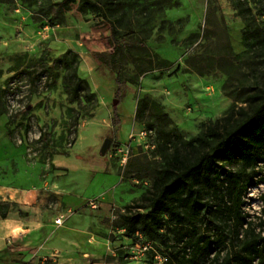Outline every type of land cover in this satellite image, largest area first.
<instances>
[{"label": "rangeland", "instance_id": "374dc122", "mask_svg": "<svg viewBox=\"0 0 264 264\" xmlns=\"http://www.w3.org/2000/svg\"><path fill=\"white\" fill-rule=\"evenodd\" d=\"M57 1H0V197L12 203L9 217L0 218V246H13L0 250V264H157L156 255L169 257L172 247L159 238L132 241L118 226L163 164L156 142L189 139L245 105L264 86V56L246 44L232 0H123L127 15L118 28L135 46L117 50L125 88L115 136V74L92 55L113 50L110 26L98 13L79 12L78 0L53 16ZM246 3L264 33V0ZM68 49L89 84L78 98L67 90L68 60L53 63ZM144 96L147 108L138 114ZM107 137L112 143L102 155ZM121 148L129 149L125 164ZM257 171L242 210L264 236V164ZM234 223L223 232L222 255L232 248ZM167 239L174 244L172 234Z\"/></svg>", "mask_w": 264, "mask_h": 264}, {"label": "trees", "instance_id": "16d2710c", "mask_svg": "<svg viewBox=\"0 0 264 264\" xmlns=\"http://www.w3.org/2000/svg\"><path fill=\"white\" fill-rule=\"evenodd\" d=\"M75 1H57L53 16L69 10ZM123 3V0H78L77 5L82 14L98 13L110 26L113 50L95 51L92 55L98 65L115 74V97L119 102L125 82L124 67L117 57V50L135 46V40L120 35L118 28L127 15ZM232 3L244 19L246 44L258 48L257 54L264 56V33L252 9L246 0H232ZM71 54L72 50L68 49L53 63L68 60L67 90L71 97L78 98L89 84L80 76L78 63L74 58L70 59ZM85 94L90 100L92 93L87 91ZM244 103L227 115L207 122L199 134L189 139L180 135H163L156 142L157 154L163 164L155 170L152 186L142 194L140 201L119 215L118 226L132 241H139L140 236L159 238L166 246L172 247L169 257L164 256L166 259L157 264H197L205 257L209 259L205 264H264V236L255 232L254 221L249 220V215L242 210L243 198L258 176V168L264 164V86L248 93ZM146 108L147 96H144L138 114ZM113 109L111 122L117 136L121 121L117 105H113ZM258 181L264 183V175ZM261 199L263 205L258 217L264 224V193ZM11 205L0 197V218L9 217ZM231 221H235L230 238L232 248L222 255L223 232ZM198 223H204L207 231L213 226L218 235L201 232ZM242 229H245V239L240 237ZM170 234L173 235V245L168 244ZM233 240L242 245L235 246ZM12 247L8 245L2 251ZM152 250L157 252L153 246Z\"/></svg>", "mask_w": 264, "mask_h": 264}, {"label": "built area", "instance_id": "2783aa9c", "mask_svg": "<svg viewBox=\"0 0 264 264\" xmlns=\"http://www.w3.org/2000/svg\"><path fill=\"white\" fill-rule=\"evenodd\" d=\"M128 151L129 149H120V152H123V158L121 159L122 163L125 164L127 162V157H128ZM93 208H96L98 206V200L97 199H90L89 202L87 203ZM65 216L62 214L59 217L55 219V222L57 225H62L63 222L65 221ZM148 245L144 246V249H148ZM156 258H158L159 262H163L166 258L161 255H156Z\"/></svg>", "mask_w": 264, "mask_h": 264}, {"label": "water", "instance_id": "95a60500", "mask_svg": "<svg viewBox=\"0 0 264 264\" xmlns=\"http://www.w3.org/2000/svg\"><path fill=\"white\" fill-rule=\"evenodd\" d=\"M118 103H119V100H118V99H115V100L113 101V105H114V106L118 105ZM111 143H112V139H111V138H108V137H107V138L104 139V141H103V143H102V146H101V149H100V153H101L102 155H105V154H106V152L108 151V149H109Z\"/></svg>", "mask_w": 264, "mask_h": 264}, {"label": "crops", "instance_id": "0c3cea01", "mask_svg": "<svg viewBox=\"0 0 264 264\" xmlns=\"http://www.w3.org/2000/svg\"><path fill=\"white\" fill-rule=\"evenodd\" d=\"M7 246L6 243H4L2 246H0V250L4 249Z\"/></svg>", "mask_w": 264, "mask_h": 264}]
</instances>
